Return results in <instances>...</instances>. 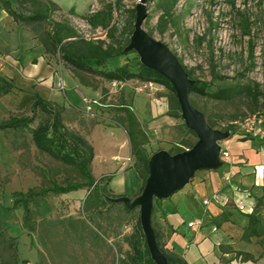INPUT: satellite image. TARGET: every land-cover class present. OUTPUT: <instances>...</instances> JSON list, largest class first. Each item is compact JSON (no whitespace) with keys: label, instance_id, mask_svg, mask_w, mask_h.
Instances as JSON below:
<instances>
[{"label":"rangeland","instance_id":"1","mask_svg":"<svg viewBox=\"0 0 264 264\" xmlns=\"http://www.w3.org/2000/svg\"><path fill=\"white\" fill-rule=\"evenodd\" d=\"M52 1L60 9L52 16L53 20L69 24L83 38L103 39L104 30H92L80 17L96 12L108 3L119 2V9L113 12V22L121 31L128 22L134 23L132 10L142 0ZM144 4L146 18L142 28L165 44L194 79L212 82L210 92L221 86L233 89L231 98L221 100L191 94L189 99L195 108L203 112L215 129L231 126L235 135L230 139L244 135L264 139V136L254 137L245 132L247 129L256 132L260 129L264 133V0H177L174 4L172 0H145ZM47 58L56 73L61 65L70 71L59 58ZM125 61L135 68L139 58L130 53L111 61L109 68L122 65ZM69 75L76 78L91 95H84L78 106L64 107L62 118L67 127L85 138L96 124L106 127L117 125V108L122 102L129 105L135 114L132 102L136 94H144L146 104H149L151 96H163L168 103V90L157 83L149 87L133 82L128 88L109 85L100 78L79 72L70 71ZM246 87L259 92L256 101L248 95ZM57 90L63 92L65 88ZM21 95L14 90L0 97V119L11 113L30 115L28 109L19 105ZM91 99L99 105L90 104V110H87ZM36 117L38 119L40 113ZM179 122L170 137L177 140L178 146L194 143L196 136L183 126L182 119ZM98 141L101 142L100 139ZM6 143L9 149L4 147ZM147 146V154L157 151L156 147ZM220 156L223 166L219 169H225L228 159L222 154ZM130 158L134 164V158ZM121 167V170L129 168L128 164ZM204 171L196 172V177ZM51 179L58 182L64 179L82 181L73 168L54 162L36 151L27 132L0 131V233L5 239H14L17 264H121L128 251L123 239L133 231L139 216L138 208L126 213L120 203L101 204L92 194L84 207L83 201L90 193L87 188L48 195L30 204L36 222L32 233L22 226L21 208L6 209L11 205L14 192H25ZM99 185L111 195H119L108 188V182L102 181ZM126 197L132 199L134 196ZM96 204H99L98 208H94ZM250 242L253 246L259 244L254 238Z\"/></svg>","mask_w":264,"mask_h":264},{"label":"trees","instance_id":"2","mask_svg":"<svg viewBox=\"0 0 264 264\" xmlns=\"http://www.w3.org/2000/svg\"><path fill=\"white\" fill-rule=\"evenodd\" d=\"M176 1L172 0V3L174 4ZM117 9H119V2L108 3L102 9L80 17L92 30L100 28L105 32L103 39H86L79 36L77 31L69 24L52 19V16L60 11L52 0H0V10L4 11L14 23L31 33L36 44L43 47L45 55L59 58L73 73L79 72L90 75L107 83H124L134 80L162 85L168 90L167 115L178 120L181 119L180 108L173 87L159 73L144 67L139 61L135 68L128 61L115 68H109V63L114 59L135 53L134 51L126 50L133 31V24L130 21L127 23V29L124 28L119 31L117 25L113 22V12ZM131 14L132 18H135V9L132 10ZM162 31L160 30V32ZM148 35L151 36L150 33ZM176 58L183 66L181 60L177 56ZM183 68L188 78L193 81L188 88L189 96L197 94L199 96H210L218 100L232 97L233 89L221 86L216 91L210 92L212 82L194 79L191 72L184 66ZM14 90L22 94L19 105L28 109L30 115L22 113L9 114L6 118L0 119V131H13L21 134L27 132L36 151L47 155L54 162L73 168L82 180L78 182L64 179L58 182L51 179L39 187L29 188L25 192H14L11 205L6 209H22V226L24 229L31 233L35 231L36 222L33 218L30 204L48 195L67 194L87 188L90 193L83 201L84 207H86L85 205H87L91 194L101 204L105 203L108 205H114L115 203L107 200V197L125 196L111 195L104 187L99 185V182L107 179L96 180L94 178L91 170V162L94 156L93 147L83 135L65 125L62 118L64 106L43 99L37 92L17 89L11 81L0 77V97L10 94ZM246 90L248 95L256 101V96L259 92L251 87H246ZM190 103L195 108L191 101ZM262 103L264 104V99ZM117 111L119 115L116 122L126 133L130 145V153L134 158L133 168L142 181L139 192L134 196L136 197L142 191L148 176L147 163L150 155L146 152V146L150 141L129 105L122 102L119 104ZM38 113H40V117L36 119ZM201 113L203 114V112ZM205 120L211 128L215 129L206 118ZM35 122L36 124L33 126ZM183 126L185 127L184 124ZM221 131H230L231 136L235 135L231 126H226ZM188 132L195 136L192 131L188 130ZM252 138L249 135L242 137L243 140ZM194 143L182 144L168 152L174 154L184 151L191 148ZM12 148L15 149L13 143ZM263 199L264 192L262 196L256 199L251 213L244 215L247 219V225L242 228L243 233L241 236V239L247 242H250L252 238L258 240L263 247V251L258 258L264 257V227L261 224L259 213ZM99 204L94 205V208H98ZM120 204L126 213H130L133 210L127 209L122 203ZM156 204L157 201H154L151 225L157 245L169 264H186L180 256L166 249L162 243L161 236L153 221ZM231 217V212L224 210L218 216L212 218L211 221L216 227H219L222 223L230 221ZM123 241L127 245L128 251L121 259V264H155L149 255L140 227L139 216L133 231L126 235ZM0 248L2 249V252H0V264H17V249L13 238L5 239L0 233ZM236 255L241 256L243 261L255 260L249 253L237 251Z\"/></svg>","mask_w":264,"mask_h":264},{"label":"crops","instance_id":"3","mask_svg":"<svg viewBox=\"0 0 264 264\" xmlns=\"http://www.w3.org/2000/svg\"><path fill=\"white\" fill-rule=\"evenodd\" d=\"M47 56L31 33L0 10V77L18 89L37 92L58 105H80L84 95L91 93L64 66L56 73ZM59 81L65 86L63 92L55 86ZM133 82L143 84L131 80L119 85L131 88ZM145 98L144 94L134 95L132 110L149 138L147 148L169 151L178 146L170 134L180 122L167 115L166 98L151 96L149 104ZM242 137L220 143L228 153L224 157L228 159L225 169L218 168L214 173L205 170L197 177L195 173L187 186L155 205L153 221L162 243L186 264H264V257L258 258L263 251L261 244L253 246L241 239L242 228L247 225L244 215L251 213L256 199L264 192V139ZM86 138L94 151L91 162L94 178L107 179L103 181L116 194L135 196L142 181L133 168L124 129L118 124L107 127L96 124ZM4 147L10 148L8 143ZM122 164H128L129 168L121 170ZM215 195L217 201L211 199ZM206 200L210 201L204 205ZM224 210L231 212V220L216 227L211 219ZM259 213L263 225L264 199ZM190 223H193L191 227ZM237 251L249 253L255 260L243 261L236 255Z\"/></svg>","mask_w":264,"mask_h":264},{"label":"water","instance_id":"4","mask_svg":"<svg viewBox=\"0 0 264 264\" xmlns=\"http://www.w3.org/2000/svg\"><path fill=\"white\" fill-rule=\"evenodd\" d=\"M145 0L135 7L133 31L126 50L134 51L139 62L167 79L176 94L180 117L185 127L196 136L191 148L170 154L160 149L150 155L148 176L142 191L134 198L120 196L107 200L122 203L127 209H139V222L151 260L155 264H169L159 249L151 225L154 201L168 199L189 184L195 173L213 171L223 164L220 142L231 137L230 131L211 128L204 115L189 101L188 88L193 81L188 78L176 56L162 42L154 39L142 28L146 18Z\"/></svg>","mask_w":264,"mask_h":264},{"label":"built area","instance_id":"5","mask_svg":"<svg viewBox=\"0 0 264 264\" xmlns=\"http://www.w3.org/2000/svg\"><path fill=\"white\" fill-rule=\"evenodd\" d=\"M119 85V84H121V83H114V85ZM57 85V88L59 89V90H64V85H63V83H61V82H59V83H57L56 84ZM143 85L144 86H146V85H148L149 87H152L153 86V84L151 83V82H143ZM90 104H93V105H99L95 100H93V99H91L90 101H89V107H87V110H90ZM247 134H251L252 136H261V137H263L264 136V133H261V130L259 129L257 132L256 131H252V130H249V129H247L246 131H245ZM221 154L224 156V157H226L227 155H228V153H227V151L226 150H223L222 149V151H221ZM213 201H217L218 200V196H213L212 198H211ZM209 201L210 200H206V201H204L203 202V204L204 205H206V204H208L209 203ZM193 225V223H190V224H188V226L189 227H191Z\"/></svg>","mask_w":264,"mask_h":264}]
</instances>
